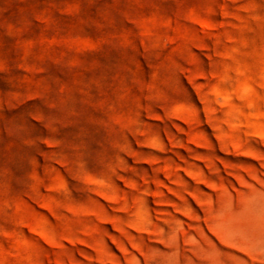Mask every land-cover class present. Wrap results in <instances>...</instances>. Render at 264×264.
I'll list each match as a JSON object with an SVG mask.
<instances>
[{
    "label": "rangeland",
    "instance_id": "obj_1",
    "mask_svg": "<svg viewBox=\"0 0 264 264\" xmlns=\"http://www.w3.org/2000/svg\"><path fill=\"white\" fill-rule=\"evenodd\" d=\"M0 264H264V0H0Z\"/></svg>",
    "mask_w": 264,
    "mask_h": 264
}]
</instances>
